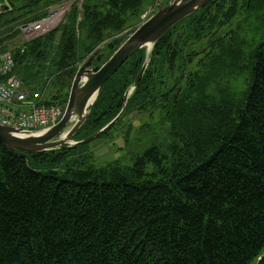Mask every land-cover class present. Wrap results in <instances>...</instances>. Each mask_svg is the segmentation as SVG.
<instances>
[{
    "label": "trees",
    "instance_id": "trees-1",
    "mask_svg": "<svg viewBox=\"0 0 264 264\" xmlns=\"http://www.w3.org/2000/svg\"><path fill=\"white\" fill-rule=\"evenodd\" d=\"M58 1L0 0L10 6L0 24L40 19ZM148 1L73 5L56 29L12 49L14 74L64 108L78 66L135 29ZM146 57L140 49L103 84L75 141L121 111ZM154 110L178 138L166 166L156 146L132 166L60 171L79 145L33 154L0 145V264H264V0H215L168 30L100 136Z\"/></svg>",
    "mask_w": 264,
    "mask_h": 264
},
{
    "label": "water",
    "instance_id": "water-1",
    "mask_svg": "<svg viewBox=\"0 0 264 264\" xmlns=\"http://www.w3.org/2000/svg\"><path fill=\"white\" fill-rule=\"evenodd\" d=\"M215 0H171L135 29H127L104 42L77 68L61 120L49 129L22 131L0 124V145L9 151L25 154L85 145L107 131L124 111L127 99L146 70L155 43L173 26ZM10 11L7 3L0 4V13ZM146 49V61L133 86L125 93L121 111L93 135L75 141V133L83 125L91 105L103 84L137 51ZM106 59V60H105ZM97 62L98 65H95ZM100 63V64H99Z\"/></svg>",
    "mask_w": 264,
    "mask_h": 264
},
{
    "label": "rangeland",
    "instance_id": "rangeland-1",
    "mask_svg": "<svg viewBox=\"0 0 264 264\" xmlns=\"http://www.w3.org/2000/svg\"><path fill=\"white\" fill-rule=\"evenodd\" d=\"M151 5L150 1L146 2L144 4L145 11ZM17 15L18 12L14 11L8 17ZM15 24L14 22L0 24V45L2 43L5 44V47L10 44L16 45L18 35L13 30ZM243 83V76H239L231 85H234L236 91H241ZM177 145H179L178 138L170 133L168 122L157 110L142 114L132 112L125 115L106 135L99 136L85 145L72 149L68 153L66 161L58 169L64 171L68 166L79 169H98L114 162H118L122 166H132L134 161L152 146L158 147L161 155H166L162 159L163 165L166 166L168 162H172L174 146ZM156 167L157 164L154 162H148L145 172L153 173L156 171Z\"/></svg>",
    "mask_w": 264,
    "mask_h": 264
},
{
    "label": "built area",
    "instance_id": "built-area-1",
    "mask_svg": "<svg viewBox=\"0 0 264 264\" xmlns=\"http://www.w3.org/2000/svg\"><path fill=\"white\" fill-rule=\"evenodd\" d=\"M83 0H62L48 7V14L39 20L27 21L17 26L20 52L25 44L57 28L69 13L72 5L81 8ZM171 0H152L151 7L141 16L145 21L158 8ZM79 18V17H78ZM0 51V124L22 131L49 129L62 118L64 109L57 104H46L47 88L30 89L22 85L13 73L12 49Z\"/></svg>",
    "mask_w": 264,
    "mask_h": 264
}]
</instances>
